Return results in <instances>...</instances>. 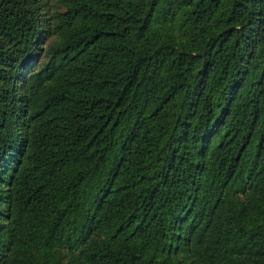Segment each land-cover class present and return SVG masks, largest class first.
Returning <instances> with one entry per match:
<instances>
[{
  "label": "trees",
  "instance_id": "obj_1",
  "mask_svg": "<svg viewBox=\"0 0 264 264\" xmlns=\"http://www.w3.org/2000/svg\"><path fill=\"white\" fill-rule=\"evenodd\" d=\"M30 1L0 0V264L72 239L79 264H264V0H53L47 27Z\"/></svg>",
  "mask_w": 264,
  "mask_h": 264
},
{
  "label": "rangeland",
  "instance_id": "obj_2",
  "mask_svg": "<svg viewBox=\"0 0 264 264\" xmlns=\"http://www.w3.org/2000/svg\"><path fill=\"white\" fill-rule=\"evenodd\" d=\"M28 5L35 6L38 9L40 16L42 17L43 22L47 27L48 18L50 17L53 10V0H32L28 3ZM169 26H171L172 22H167ZM0 46L4 53L0 56V63L9 64L13 59H15L18 53V45L17 43L7 34H4L0 31ZM40 65V62L36 64V67ZM6 80V76L2 73L0 74V81ZM21 84V83H20ZM231 200L234 202L235 206L243 211L247 210V206L251 197L247 193V191H237L231 192L230 194ZM6 204L2 202L0 199V209L4 213L6 209ZM73 244L65 247L63 249L64 257L62 259V264H79L77 252L78 245L75 242V239H72ZM79 242V241H78ZM181 244V243H180ZM182 245V244H181ZM237 257V253H234V257ZM155 262L158 264H195L192 258L190 257L188 251L182 246H176L172 251L161 249L154 251Z\"/></svg>",
  "mask_w": 264,
  "mask_h": 264
}]
</instances>
